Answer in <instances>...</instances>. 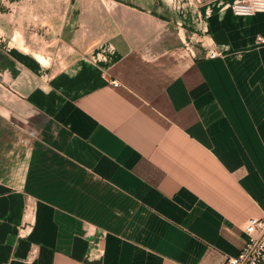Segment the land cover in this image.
<instances>
[{
  "label": "crops",
  "instance_id": "crops-1",
  "mask_svg": "<svg viewBox=\"0 0 264 264\" xmlns=\"http://www.w3.org/2000/svg\"><path fill=\"white\" fill-rule=\"evenodd\" d=\"M202 1V40L223 51L213 59L186 47L190 30L162 0H27L8 12L0 53L16 74L0 69V264L239 255L248 220L264 216V13ZM20 22L56 35L25 29L24 51ZM49 41L62 63L36 58Z\"/></svg>",
  "mask_w": 264,
  "mask_h": 264
},
{
  "label": "built area",
  "instance_id": "built-area-1",
  "mask_svg": "<svg viewBox=\"0 0 264 264\" xmlns=\"http://www.w3.org/2000/svg\"><path fill=\"white\" fill-rule=\"evenodd\" d=\"M174 16L176 27L190 30L186 47L198 46L209 58H217L223 54L214 42H205L201 34L207 33V21L202 10V0H162ZM231 10L238 16L250 17L257 13H264V0H242L233 3ZM257 42L264 44V36H258ZM112 84L118 86L116 80ZM245 231L248 239L239 255L228 257L225 264H264V216L252 217L248 220Z\"/></svg>",
  "mask_w": 264,
  "mask_h": 264
},
{
  "label": "rangeland",
  "instance_id": "rangeland-1",
  "mask_svg": "<svg viewBox=\"0 0 264 264\" xmlns=\"http://www.w3.org/2000/svg\"><path fill=\"white\" fill-rule=\"evenodd\" d=\"M27 0H1V3H0V11L1 12H6V14H3L2 17L0 18V35H3L6 37V42H9L11 41V37H12V33H11V30L13 31V27H14V24H12L10 22V20L12 19V16H10L8 14L9 11H11V13H13L14 11H17L18 15H19V12L22 11L23 12V9H15L14 7L16 5H20L22 7H25L26 6V2ZM30 1V0H29ZM36 1V0H35ZM49 1H57V0H49ZM11 4V6H10ZM15 5V6H14ZM51 5V4H50ZM57 8H50L49 9V15L52 17H55L53 15H55L56 13V10ZM22 20V19H21ZM55 25L53 24V27ZM19 32L17 31L15 36H17L14 40H13V43L15 45H17L18 47H20L21 49H23L24 51H27V49H25V40H24V37H23V34H24V30H28L29 31H33V28L35 29H38L39 33L41 34L42 32H44V35H46V31L47 29H49V25H45L42 29H41V25L39 24H30V25H24L22 22H20V25L18 24L17 25ZM48 27V28H47ZM51 29V28H50ZM52 31V29H51ZM56 29H55V32H51L50 34H47V35H53L55 36L56 35ZM46 35V36H47ZM12 42V41H11ZM37 43V41L35 42ZM44 44V47L46 46L47 48H49V53L48 54H43V52L41 51H33L31 50L32 53H35V52H38V53H42L44 57H42L41 55H36V58L43 60L42 63H51V64H55L56 62L57 63H62L63 60L65 59V56L62 55V52H59L58 50H56V48L58 47V44H56V42L54 41H49V42H39L38 43V46L42 47ZM30 50V49H29ZM44 59H47V60H44Z\"/></svg>",
  "mask_w": 264,
  "mask_h": 264
},
{
  "label": "trees",
  "instance_id": "trees-1",
  "mask_svg": "<svg viewBox=\"0 0 264 264\" xmlns=\"http://www.w3.org/2000/svg\"><path fill=\"white\" fill-rule=\"evenodd\" d=\"M14 61H12L8 56L6 55H2L0 53V69L4 70V69H10L12 71V73L15 75L16 71L14 69Z\"/></svg>",
  "mask_w": 264,
  "mask_h": 264
}]
</instances>
